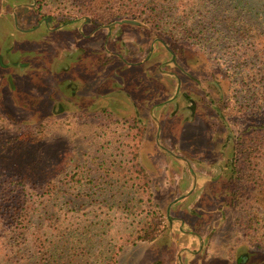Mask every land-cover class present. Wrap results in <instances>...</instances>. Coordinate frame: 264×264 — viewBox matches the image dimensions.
I'll use <instances>...</instances> for the list:
<instances>
[{"label":"rangeland","instance_id":"rangeland-1","mask_svg":"<svg viewBox=\"0 0 264 264\" xmlns=\"http://www.w3.org/2000/svg\"><path fill=\"white\" fill-rule=\"evenodd\" d=\"M52 1L55 0H36L42 17L48 18L44 14L57 4ZM56 1L62 12H57L49 27L64 26L50 34L46 31L45 37L42 28L22 33L9 27L8 14L0 11V55L4 56L3 51L9 47L24 51L21 62L27 65L18 69L10 66L6 58L1 59L0 167L38 175L57 164L55 153L67 143L66 138L80 140L85 135L87 142L81 145L78 141V151H85L91 158L98 150L106 151L98 139L88 143L92 129L104 122L100 118L104 111L118 119L136 117L146 128L139 148L140 162L150 177L153 202L165 224L154 242L124 246L117 264H239L244 255L243 264H264V247L253 246L254 241L250 243L235 224L241 212L233 205L234 195L249 188L232 178L229 166L235 143L247 142L256 124H261L253 120L241 124L233 118L238 126L234 125L228 114L237 117L232 109L236 105L227 102L228 84L216 74L205 55L185 41L156 38L158 32L143 23L113 24L108 40L105 29L83 38L78 36V28L88 34L94 25H84L87 18L83 21L67 16V11L62 10L68 6L67 0ZM32 2L9 0V10L12 5ZM28 15L18 23L21 30L36 24L32 11ZM105 39L108 52L126 61L141 62L147 56L149 59L127 66L106 52L94 53L103 49ZM155 39L175 54L183 72L168 65L170 53L158 41L153 42ZM67 56L73 59L66 62ZM170 72L180 80V92L186 91L195 102L193 118L186 119L188 114L179 110L187 101L175 94L176 77H170ZM215 79L220 86L212 82ZM73 91L75 95L71 96ZM174 102L178 103L177 111ZM75 120L88 125H73ZM30 131H40L36 138H47L50 146L45 147L38 139L29 140ZM46 154L48 160L44 159ZM191 186L194 190L189 192ZM258 197L264 208V191H259ZM95 209L91 217L96 242L90 263L100 264L106 250L124 232L120 231L124 215L111 210L107 216L104 210L98 215ZM191 232L199 243L187 242Z\"/></svg>","mask_w":264,"mask_h":264},{"label":"trees","instance_id":"trees-1","mask_svg":"<svg viewBox=\"0 0 264 264\" xmlns=\"http://www.w3.org/2000/svg\"><path fill=\"white\" fill-rule=\"evenodd\" d=\"M67 2L62 9L67 16L87 18L94 26L130 20L149 25L158 32L156 38L185 41L222 75L228 84L227 102L236 105L232 109L237 117L228 114L234 125L233 118L241 124H261L247 142L235 143L229 166L232 178L250 189L234 195L233 205L241 212L235 224L253 246L264 247V208L258 197L264 191V0ZM54 3L44 14L52 20L62 12L61 4ZM212 82L220 86L216 79ZM112 114L104 111V122L92 129L88 143L98 139L106 148L96 156L78 151L77 144L87 142L85 135L80 140L66 138L55 153L57 164L38 175L0 167V264H91L94 207L98 215L102 210L106 216L110 210L124 215V232L100 264H117L124 246L160 237L165 218L153 202L151 180L140 162L146 128L136 117L118 119ZM72 124L88 125L77 120ZM39 133L30 131L28 139L50 146L47 138H36ZM73 134H78L76 127Z\"/></svg>","mask_w":264,"mask_h":264},{"label":"flooded vegetation","instance_id":"flooded-vegetation-1","mask_svg":"<svg viewBox=\"0 0 264 264\" xmlns=\"http://www.w3.org/2000/svg\"><path fill=\"white\" fill-rule=\"evenodd\" d=\"M0 9H2V10H0V11H2V13H5V15L6 14L9 15V16L7 15V17H9V27L13 26L14 29H16V30H18V31H20L22 33L33 32V31H36V30L42 28V34H43L42 37H45L46 36V31L50 34L51 32H56L62 26H64L62 24H59L56 27L50 28L49 26H50V24H52L53 20L51 18H44V17L41 16L40 7L37 5L36 0H33L32 4H28V5L27 4H23V3H20L18 5H12L10 10H9V0H0ZM31 11H32L33 15L36 16V24L30 29L21 30L20 27H19L20 25L18 24L19 21L22 20L24 16H29L28 14ZM20 14H21V18H20ZM10 22H11V24H10ZM117 24H125V23L121 22V23H117ZM138 24L135 25V26H139ZM84 25H92V24L90 23V21H86V24H84ZM103 29L106 30V36L105 37L108 40V36H110V34L112 33V25L111 26H94L93 30H91L88 34H84L82 29L78 28L79 35H78V33H77V35L80 36V34H81L83 38H89V37L94 36L97 33H100V31L103 30ZM11 37L8 34V38L10 39ZM78 40H79V38H77V41ZM107 40L105 39L102 42V44H101V46L103 48L102 50L93 51V52L96 53V54L101 53L103 55H104V52H106L107 55L111 54L116 59H119L122 62H124L125 65H127V66H137V65H140L141 63H143L145 61H148V59H149V56H147L141 62L131 63L129 61H126V59L123 56H119L115 52H108ZM154 41H158L159 43H161V45L169 52V47L164 42H162L161 40H157V39L153 40V42ZM153 42L151 43V45L149 47V51H148L149 55L153 51ZM77 48L80 51L83 50L82 48H80L78 46H77ZM3 53H4V56L2 54L0 55V63H1V59L4 57L8 61L9 65L12 66V67H16L18 69H23V68H25L27 66V65H25L24 63L21 62L22 61L21 60V58H22L21 56H23V54H25L24 51L14 50L13 47H9V49L6 52L3 51ZM169 53H170V60L167 62L168 65L173 66V67L175 66L176 69H179L181 72H183L182 68H179L177 66V64H176L175 54L171 53V52H169ZM12 54H14V55L16 54L17 56L15 55L12 58ZM72 59H73L72 57L67 56V61L66 62L71 61ZM66 68H67V66H66ZM66 68H65V70H66ZM171 73L172 72H170V77L171 76L172 77L173 76L176 77V93L175 94H180V97L183 99V101H187V105L186 106H182L180 109H179L178 103L174 102V108H175L176 111L179 109L182 113L188 114V115H186L187 116L186 119L193 118L194 114H195V102L189 97V95H188V93L186 91H181L180 92V87H181L180 80L177 78L176 74H173V73L171 74ZM74 95H75V91L71 92V96H74ZM173 97H171L170 100H172ZM192 189H193V187L191 186V189L189 190V192H191ZM189 192L187 194H190ZM183 197L184 196H182L181 198H183ZM175 202H176V200L173 201L168 207L169 208L172 207V204L175 203ZM191 234H192V236H187L186 237L187 238V242H189V243H193V242L199 243V241L198 242L195 241L196 237L194 236V233L191 232ZM196 252L192 251L191 253L195 254ZM188 253H190V251ZM245 258H246V256L244 255L241 258V260L240 259L238 260V263L239 264H243ZM179 264H183V263L179 262Z\"/></svg>","mask_w":264,"mask_h":264},{"label":"water","instance_id":"water-1","mask_svg":"<svg viewBox=\"0 0 264 264\" xmlns=\"http://www.w3.org/2000/svg\"><path fill=\"white\" fill-rule=\"evenodd\" d=\"M86 21H88V19H86ZM123 23H125V24H132V25H137L138 24V22L130 21V20H125V21H123Z\"/></svg>","mask_w":264,"mask_h":264}]
</instances>
